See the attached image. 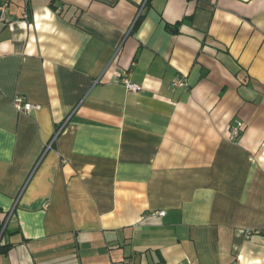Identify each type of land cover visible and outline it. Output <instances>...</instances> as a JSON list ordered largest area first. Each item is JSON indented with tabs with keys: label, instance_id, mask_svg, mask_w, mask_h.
Masks as SVG:
<instances>
[{
	"label": "crops",
	"instance_id": "crops-1",
	"mask_svg": "<svg viewBox=\"0 0 264 264\" xmlns=\"http://www.w3.org/2000/svg\"><path fill=\"white\" fill-rule=\"evenodd\" d=\"M2 1L0 264H264V0Z\"/></svg>",
	"mask_w": 264,
	"mask_h": 264
},
{
	"label": "built area",
	"instance_id": "built-area-1",
	"mask_svg": "<svg viewBox=\"0 0 264 264\" xmlns=\"http://www.w3.org/2000/svg\"><path fill=\"white\" fill-rule=\"evenodd\" d=\"M8 5L9 4L7 1L0 2V21H2V22L6 21V14H7V10H8ZM120 82L123 84V86L125 88H127L130 91H139L141 89V86L132 82L131 79L126 74H122L120 76ZM173 85L178 86V87L186 86L187 81L184 78H175V80L173 81ZM12 104L17 110H21V111H25V112H29L32 109H38L40 107L39 105H33V104L27 102L24 99V97L21 95L14 96V98L12 99ZM240 127H241V123L237 122L236 126L234 128H232L231 135L233 137H237L239 135ZM11 211H12V209L10 210V212ZM159 214L163 215L164 212L160 211ZM9 216H10V213L7 215V218H6V221L2 227V230L7 223Z\"/></svg>",
	"mask_w": 264,
	"mask_h": 264
}]
</instances>
